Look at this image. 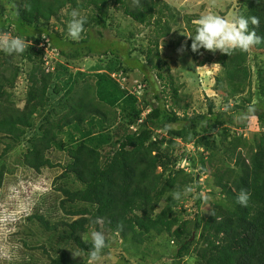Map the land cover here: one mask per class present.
<instances>
[{
  "label": "trees",
  "instance_id": "obj_1",
  "mask_svg": "<svg viewBox=\"0 0 264 264\" xmlns=\"http://www.w3.org/2000/svg\"><path fill=\"white\" fill-rule=\"evenodd\" d=\"M240 3L238 13L246 17H258L260 24L255 30L257 35L264 36V0H240ZM69 6L95 11L87 16L89 23L85 24V29L93 24L105 27V18L111 8L122 10L140 25L153 26L155 36L149 40L146 51L149 61L153 47H158L159 39L170 35L179 23L177 13L163 0H140L139 4L134 3V0H20L16 2L14 20L9 17L3 19V11H0V33H10L12 30L14 35L24 37L29 45L20 55H7L0 51V59L3 60L0 62V134L10 137L14 143L34 128V116L49 103L50 89L55 93L59 91L57 84L50 88L54 75L48 71L49 66H45L46 51L41 44L56 47L60 51L59 55L75 61L81 60L79 58L83 56L91 58L108 52L114 54L116 59L120 53L129 59L125 49L115 47L96 52L88 46L89 50L82 55L80 50L83 43L90 40L88 37L92 34L91 31L86 32V37L78 42L62 40L59 32L54 31L51 20H59L63 10ZM191 23L189 17L188 30L193 28ZM249 27L252 29L255 26L250 24ZM93 42L98 45V42ZM191 43L190 40V45ZM252 50L264 53V44L254 46ZM14 56L32 63L29 77L31 84L23 108L15 107L11 94L5 90L6 84L10 88L15 86L20 73L14 64ZM193 57L199 59L198 52H193ZM249 57L250 52L237 51L231 55L222 53L215 60L223 69L222 76L217 78V84L220 88H227V93H222V103H235L230 108L231 112L220 110L211 100L206 114L193 115L188 114V106L180 105L179 88L175 87L171 76L162 73L163 66L158 63V77L163 81L165 90L154 94L156 103L147 102L139 110L130 105L122 106L131 130L118 140L117 147L106 157L102 155L101 149L105 143L111 142L112 137L104 134L97 136L98 130H95L106 131L105 124L111 122L106 109L108 102L105 97H102L105 100L97 102L89 86L65 101L68 110L62 118L49 120V116H46L45 125L35 130L40 131V134L29 139L30 146L23 163L40 172L45 167L57 166L48 154L54 146L66 151L71 161L64 166L59 178L73 175L82 186L74 189L60 187L58 191L64 196L61 203L63 207L66 203L83 204L79 210L68 211L70 216L75 217L71 222L51 225L41 214L40 207L32 216H28V221L38 220L44 229L52 232L46 240L50 248L41 246L43 254L48 256V264H87L91 244L83 241L82 236L91 227L100 226L107 234L129 238L136 246L149 240L153 232L170 233L179 241L177 255L180 259L190 256L192 232L199 230V241L202 243L201 247L195 248L197 256L195 255L194 264H264V134L256 145L247 143L241 136L230 134L231 127H244L252 117L264 123V67L258 68V78L253 81ZM6 65L13 67L10 78L4 75ZM61 67L58 66L59 69ZM135 67L143 73L147 87L155 89L146 66L139 60L134 59L123 70L134 71ZM169 87L172 92H166ZM255 87L256 93L253 92ZM245 92L250 93L248 97L243 95ZM255 95L257 100L254 99ZM169 97L173 101L171 105H168ZM117 102L119 100H112L110 105H117ZM249 105L255 109L249 114V118L244 121L235 120L234 116L246 112ZM146 109L148 113L142 119V112ZM174 124L177 126L173 127ZM71 126L80 136L76 137L73 133L66 144L60 138V133ZM217 127H222L223 146L227 138L232 139L225 146L222 158L218 156L220 147L210 141L207 135ZM157 130L166 134V137L159 135L155 138ZM167 136L170 137V143H174L176 139L193 143L200 162L198 175L204 173L213 176L216 192L213 190L211 193L222 194L225 199L214 204V210L208 218H201V222L195 221L193 225L190 220L182 221L175 214L178 201L173 200L171 194L194 184L196 176L192 171L176 168L178 157L173 156L171 148H162ZM241 146H248L247 157L243 156L242 150H238ZM200 149L208 151L207 157ZM8 150L9 147L2 156ZM232 160L234 167L229 164ZM191 161L196 165L195 158ZM6 171L7 167L1 165L0 190ZM241 189L250 193L247 207L236 202V195ZM165 197L163 208L158 210ZM183 210L186 211L185 208ZM97 218L99 223H96ZM79 250L85 256L73 255V252Z\"/></svg>",
  "mask_w": 264,
  "mask_h": 264
},
{
  "label": "rangeland",
  "instance_id": "obj_2",
  "mask_svg": "<svg viewBox=\"0 0 264 264\" xmlns=\"http://www.w3.org/2000/svg\"><path fill=\"white\" fill-rule=\"evenodd\" d=\"M19 1L0 0V11H3V19L9 17L14 20L16 18V2ZM163 1L172 6L174 12L177 13L179 23L178 26L173 28L170 35L159 39L157 49L153 47L150 61L146 58V51L148 50L149 40L155 36L154 27L140 25L126 16L122 10H116L115 8L108 11L105 18V27L93 24L84 30L81 39L86 37L84 34L88 31H91L92 34L88 37L90 40L83 43L80 53L82 55L86 54L89 50L88 46L94 48L96 52L115 47L125 49L126 53L129 54V59L123 53H120L118 59H116L114 54L108 52L106 55H96L91 58H83V56L79 58L81 60L75 61L72 58L59 55L58 48L46 45L44 50L46 52L51 50L54 55L45 60V66H49L48 71L54 75L50 88L57 84L59 91L55 93L54 90L50 89L49 103L35 114L34 128L30 129L20 141L14 143L10 137L0 134V164L7 167L4 183L0 190V264H48V256L43 254L41 246H48L46 240L48 234L52 232L44 229L38 220L28 221V216H32L35 210L40 207L41 214L49 220L51 225L63 221L71 222L75 217L70 216L68 211L79 210L83 206L81 203H66L63 207L61 203L64 196L62 192L58 191L60 187L65 186L74 189L82 186L73 175L59 178L63 173L64 166L71 161L66 151L54 146L48 154L57 166L54 168L45 167L40 172L34 171L23 163L30 146V137L33 138L40 134V131L35 130H39L41 125H45L46 116H49V120L62 118L68 110L66 108L68 104L65 101L72 96L75 97V93L79 94L83 88L89 86L93 90L92 96L97 102L102 101V97H105L108 102L106 109L109 111L111 122L105 124L106 131L95 130H98L96 132L97 136L104 134L112 137L111 142L102 146L101 152L104 157L109 155L117 147L118 140L131 130L128 126L129 119L122 106L130 105L139 110L147 102L156 103L154 94L165 90L163 81L158 77L159 70L156 68L158 63L163 66L162 73L171 76L175 87L179 88L180 105L188 106L189 115L195 113L206 114L208 103L211 100L221 110L224 101L222 93H227V88H220L217 84V78L222 76L223 69L215 60L222 53L219 50L213 53L202 49L203 54L198 53L199 59H194L190 45L191 39L181 31L194 33L199 16L209 11H214L222 16H231L238 13L241 5L240 0ZM2 5L4 9H2ZM72 10V6L66 7L59 20H51L54 31L59 32V37L62 40H69L66 35V26L71 19L70 13ZM76 10L85 17L95 13L92 9ZM189 17H191V26L193 27L191 30L187 28ZM6 33L16 36L12 30L10 33ZM92 40L98 42V45H95ZM134 59L139 60L141 64L146 66L149 77L155 84V89L151 86L147 87L148 84L144 81L143 73L136 67L134 71L125 72L123 70V68L131 65ZM2 61L0 59V62ZM13 61L19 68L20 73L15 86L10 88L9 84H6L5 90L11 94L14 106L23 108L31 84L29 77L32 72V63L20 59L19 56H14ZM48 61L49 64H46ZM248 61L253 72V81H255L258 78V68L264 67V53L251 50ZM58 64L62 66L60 69ZM56 65H58L57 68ZM12 70L13 67L6 65L4 68L5 77L10 78ZM100 75H104V77ZM166 92H172V88H167ZM253 92L256 93V87L253 88ZM249 94L248 92L243 93L247 97ZM116 99L119 100L117 105H110L112 100ZM254 99L257 100L258 97L255 95ZM172 102V98L169 97L168 105H171ZM233 104L235 103L231 101V106ZM64 106L65 108H63ZM228 111L231 112L230 109ZM147 113L148 109L144 110L141 118H145ZM179 115H181V111H179ZM97 124L100 128L99 123ZM176 126L177 124L173 125V127ZM131 128L133 129V127ZM222 132V127H217L207 134L209 140L220 147L218 154L220 158L225 155L224 148L228 146V141L232 140L231 137L227 138V142L223 146L222 139L224 136ZM73 133L76 137L80 136L73 129V126L67 127L60 133V138L68 144V140ZM230 134L241 136L247 143L256 145L264 134V123L252 117L248 119V125L244 127L240 125L231 127ZM159 135L160 137H166V134L157 130L155 138H158ZM168 139L170 140V137L167 136L162 148H171L173 156L178 157L176 168H183L187 172L192 171L196 176V181L191 186H194L198 193L203 192L208 198L205 201L203 198H193L189 194L177 202L175 214H178L182 221L190 220L193 225L195 221L201 222V218H204L203 220L208 218L214 210V204L219 200L225 201V199L222 194L211 193L213 190L216 192L213 176L204 173L198 175L200 162L193 143L181 139H176L174 143H170ZM8 147L7 154L2 156L4 150ZM238 150H242L243 156L247 157L248 146H241ZM200 151H204L203 153L207 157L208 151L204 149H200ZM192 158H195L196 165H193ZM229 164L234 167V160ZM183 190L184 188L178 191L183 192ZM165 199L166 197L159 204L158 210L163 208L166 202ZM184 208L186 211L183 210ZM15 219L16 222L13 221ZM93 230L102 231L108 239V247L103 250L102 259L97 264H194L197 256L195 248L201 247L202 243L199 241L200 231L193 230L190 256L180 259L177 255L179 241L170 233L157 234L153 232L149 240L136 246L129 241V238L107 234L101 226L99 228L91 227L83 236ZM78 253L79 256H85L80 250Z\"/></svg>",
  "mask_w": 264,
  "mask_h": 264
},
{
  "label": "clouds",
  "instance_id": "obj_3",
  "mask_svg": "<svg viewBox=\"0 0 264 264\" xmlns=\"http://www.w3.org/2000/svg\"><path fill=\"white\" fill-rule=\"evenodd\" d=\"M134 3L139 4L140 0H134ZM70 15L71 19L66 26V35L70 40L78 42L85 30L87 17L82 16L76 9H73ZM250 24L255 27L250 29ZM259 24L260 20L256 16L246 17L239 13H234L231 16H222L214 11H209L199 16L194 33L181 32L191 39V49L193 52L203 54L201 52L202 49L213 53L219 50L221 53L231 55L237 51L249 53L254 46L264 44V36L257 35L255 30L256 27H259ZM28 47L29 45L24 37L0 33V51L5 54L20 55ZM230 108L231 102L224 104L221 110L227 111ZM254 110V106L249 105L246 112L235 115L234 119L237 121L247 120L249 114L254 112ZM189 194L193 198H203L205 201L208 199L203 192L198 193L195 187L191 185L186 186L183 192L174 191L171 195L173 200L180 201ZM249 200L250 193L245 189H241L236 195V202L243 207L248 206ZM13 221L16 222L17 220ZM99 222L100 220L97 218L96 223ZM82 240L91 244L87 264H97L102 259L103 250L108 247L104 233L99 230H93L86 236H82ZM73 255L79 256V253L73 252Z\"/></svg>",
  "mask_w": 264,
  "mask_h": 264
},
{
  "label": "built area",
  "instance_id": "obj_4",
  "mask_svg": "<svg viewBox=\"0 0 264 264\" xmlns=\"http://www.w3.org/2000/svg\"><path fill=\"white\" fill-rule=\"evenodd\" d=\"M41 46L44 48V47H46L44 44H41ZM45 49V48H44ZM49 56L51 57H53L54 55L52 54V51L51 50H48L46 53H45V58H44V60H47V59H49ZM51 59V58H50ZM46 64H49V61L48 62H46Z\"/></svg>",
  "mask_w": 264,
  "mask_h": 264
}]
</instances>
